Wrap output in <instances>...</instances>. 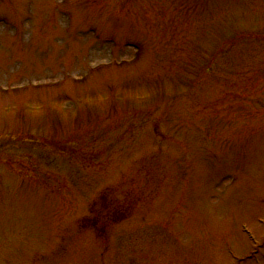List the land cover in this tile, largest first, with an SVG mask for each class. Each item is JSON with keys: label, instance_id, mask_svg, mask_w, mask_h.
Returning a JSON list of instances; mask_svg holds the SVG:
<instances>
[{"label": "rangeland", "instance_id": "374dc122", "mask_svg": "<svg viewBox=\"0 0 264 264\" xmlns=\"http://www.w3.org/2000/svg\"><path fill=\"white\" fill-rule=\"evenodd\" d=\"M0 264H264V0H0Z\"/></svg>", "mask_w": 264, "mask_h": 264}, {"label": "trees", "instance_id": "16d2710c", "mask_svg": "<svg viewBox=\"0 0 264 264\" xmlns=\"http://www.w3.org/2000/svg\"><path fill=\"white\" fill-rule=\"evenodd\" d=\"M188 83L190 84L189 80H188ZM187 85H188V84H187ZM186 88L188 89V86H187ZM186 88H185V89H186Z\"/></svg>", "mask_w": 264, "mask_h": 264}]
</instances>
